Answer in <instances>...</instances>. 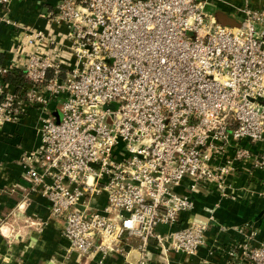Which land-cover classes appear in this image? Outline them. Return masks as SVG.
<instances>
[{"label":"built area","instance_id":"1","mask_svg":"<svg viewBox=\"0 0 264 264\" xmlns=\"http://www.w3.org/2000/svg\"><path fill=\"white\" fill-rule=\"evenodd\" d=\"M11 1L0 75L21 69L26 82L0 79V128L40 113L38 146L21 157L28 192L83 257L135 248L134 264L171 252L192 264L219 206L180 226L193 193L236 199L228 178L264 170V5L244 0L222 24L218 0H58L42 28L12 20ZM243 234L225 264H264L258 231Z\"/></svg>","mask_w":264,"mask_h":264},{"label":"crops","instance_id":"2","mask_svg":"<svg viewBox=\"0 0 264 264\" xmlns=\"http://www.w3.org/2000/svg\"><path fill=\"white\" fill-rule=\"evenodd\" d=\"M254 6L264 5V0H249ZM244 0H218L214 13H223L237 21L236 11ZM57 0H12L8 6L9 17L17 22L46 28L44 15ZM228 24V23H227ZM16 30L12 25H0V55L2 63L12 58ZM3 76L0 75V79ZM40 113L31 110L17 123H5L0 128V264H134L123 255L110 252L83 257L69 250V240L63 234V220L50 214L49 203L38 192H28L29 182L21 157L38 146ZM251 169V170H250ZM264 170L240 167L228 181L236 190V199L221 198L217 191L193 193L195 209L182 213L180 226L188 224L197 215L206 216L214 208V222L206 233L205 245L189 260L197 264L209 258L206 264H225L226 251L244 240V231L255 228L257 239L264 241ZM185 184L190 185L186 180ZM215 186L209 187L212 191ZM185 190L184 188L182 189ZM226 226L228 229H222ZM212 249L216 255L210 254ZM151 264H181L186 256L171 252L168 263L157 254Z\"/></svg>","mask_w":264,"mask_h":264},{"label":"trees","instance_id":"3","mask_svg":"<svg viewBox=\"0 0 264 264\" xmlns=\"http://www.w3.org/2000/svg\"><path fill=\"white\" fill-rule=\"evenodd\" d=\"M1 59H2V55H0V62L2 61ZM3 78L4 80L9 81L13 85H15L17 90H21V91H22V87L26 82V78L21 69H14L12 71H9L5 73Z\"/></svg>","mask_w":264,"mask_h":264},{"label":"water","instance_id":"4","mask_svg":"<svg viewBox=\"0 0 264 264\" xmlns=\"http://www.w3.org/2000/svg\"><path fill=\"white\" fill-rule=\"evenodd\" d=\"M58 2V0H57ZM46 14H48L47 10H46ZM217 19L219 20L220 23L222 24H233V19L231 17H228L227 15H224L223 13H218L216 15ZM140 256V252L138 249H131L128 256H127V260L129 262H132V263H135L138 258ZM147 264H150V263H147Z\"/></svg>","mask_w":264,"mask_h":264}]
</instances>
